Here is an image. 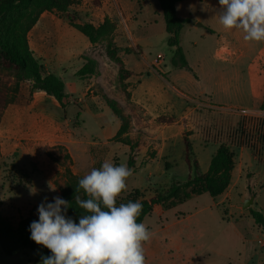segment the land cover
Here are the masks:
<instances>
[{
  "label": "rangeland",
  "instance_id": "1",
  "mask_svg": "<svg viewBox=\"0 0 264 264\" xmlns=\"http://www.w3.org/2000/svg\"><path fill=\"white\" fill-rule=\"evenodd\" d=\"M177 8L178 16L189 18V24H202L199 33L209 24L222 27L217 16L221 11L219 0H182ZM70 13L78 18V23L95 27L109 19L115 29L92 44L69 25L65 16L46 13L52 27L28 36L44 72L62 78L69 98L58 112L47 107L59 118L55 122L46 120L31 107L34 94L30 83H21L16 103L2 116L0 131L7 138H0V213L14 226L22 218L38 216V205L45 197L51 203L53 197L60 195V188L67 181L66 168L82 176L94 167L100 168L105 160L117 165L126 162L128 166L131 152L114 138L120 121L108 107L107 99L115 100L131 116L130 132L134 129L133 121L142 128L137 137H132L139 144L137 161L117 205L126 203L136 190L146 198L168 188L173 181L187 180L191 171L181 160L184 133L199 161L200 172L205 173L218 147L226 141L225 134L219 140L210 139L208 131L220 121L233 127L240 117L232 113L235 109L214 113L206 106L205 98L193 95L192 103L177 100L179 105L185 103V110L177 115L179 123L164 128L154 117L156 114L145 116V111L137 109L128 98V82L136 83L140 75L131 76L122 84L119 64L107 56L106 48L111 42L117 48V57L134 72H151L149 64L153 59L155 69L164 61L170 64L173 52L166 42L168 36L158 0H78ZM188 29L187 24L181 41L191 65L196 67L202 61L217 59L213 40L193 36ZM196 39L199 45L194 48L191 43ZM226 41L236 48L234 55L226 57L238 62L244 72L254 53H240L242 44L230 36ZM89 61L94 62L93 73L78 76ZM155 84L151 79L144 85ZM144 89L145 86L137 97L152 96V108L159 110L156 94L145 93ZM83 99L86 101L82 102ZM232 151L235 166L224 194L213 198L203 193L174 205H158L144 220L151 232L150 240L143 245L150 264H247L250 260L259 247L256 238L261 233L249 209L264 213V161L259 163L248 148L232 146ZM49 153L56 161L50 159ZM50 185L56 190L51 191ZM250 198L254 199L253 204L244 208ZM44 249L40 245L18 255L2 254L0 264H42ZM257 260V264H264V255Z\"/></svg>",
  "mask_w": 264,
  "mask_h": 264
},
{
  "label": "trees",
  "instance_id": "2",
  "mask_svg": "<svg viewBox=\"0 0 264 264\" xmlns=\"http://www.w3.org/2000/svg\"><path fill=\"white\" fill-rule=\"evenodd\" d=\"M181 2L182 0H158L168 36L166 42L173 51L171 65L174 68L192 71L181 46V32L184 26L190 22L189 18H180L177 14V5ZM77 4L78 0H0V123L5 110L16 103L21 83H30L32 93L42 91L61 105L67 98L62 78L44 72V66L35 57L29 44V33L44 13L65 16L69 25L87 37L92 44L98 43L114 31L115 24L109 19H106L99 27H95L91 23H78V18L70 13L71 8ZM106 52L110 59L119 64V80L125 84V80L133 76L134 73L127 69L121 59L117 57V48L111 42L108 43ZM93 63V61H89L88 65L78 71V76L93 73ZM130 97L131 95L128 94V98ZM107 105L120 121L119 130L114 138L117 142L130 148L128 167L132 169L133 173L139 144L128 135L132 125L131 116L125 113L113 99H107ZM159 120L168 124L176 121L174 117L167 116H162ZM258 121L254 128L247 125L245 119L241 117L233 127L229 125L227 127V122L226 124L221 121L216 123L208 131L209 138L219 140L225 134L227 143L224 141L220 144L205 173L200 172L199 161L193 153L189 138L184 133L182 139L184 150L181 160L187 164L191 175L184 182L173 181L168 188L156 191L150 197H143L138 190L130 194L126 203L139 201L143 205L137 222H144L158 205H174L203 193H207L213 198L224 194L231 184L235 166V154L232 151V146L250 149L255 159L262 163L264 161V121ZM48 156L56 161L51 153ZM67 156L71 159L69 155ZM65 175L67 181L65 186L60 188L59 197L69 202L66 216L79 223V218L84 213L76 205L74 197L80 195L81 198H86L83 190L76 192L78 181L83 176L74 174L70 168H66ZM249 213L264 234V213L252 208L249 209ZM34 220H38V216L30 215L22 218L14 226L0 213V255H18L24 251L35 250L40 246L30 239L29 227ZM50 255L51 252L45 248L43 256Z\"/></svg>",
  "mask_w": 264,
  "mask_h": 264
},
{
  "label": "clouds",
  "instance_id": "3",
  "mask_svg": "<svg viewBox=\"0 0 264 264\" xmlns=\"http://www.w3.org/2000/svg\"><path fill=\"white\" fill-rule=\"evenodd\" d=\"M220 25L244 32L245 41H264V0H219ZM132 169L126 162L105 160L78 181L74 197L83 210L79 223L66 216L69 202L56 196L38 205V220L31 222L30 239L47 248L42 264H145L144 243L151 232L137 222L143 205L129 201L117 205ZM50 190L56 189L50 185ZM35 194V190H33Z\"/></svg>",
  "mask_w": 264,
  "mask_h": 264
},
{
  "label": "crops",
  "instance_id": "4",
  "mask_svg": "<svg viewBox=\"0 0 264 264\" xmlns=\"http://www.w3.org/2000/svg\"><path fill=\"white\" fill-rule=\"evenodd\" d=\"M45 14L40 17L29 35L52 27L51 21L45 17ZM188 26V31L193 36L200 35L201 38L205 37L207 41L213 40L212 46L217 59L212 62L202 61L198 66L193 67L189 62L186 49L181 41V46L192 71L174 68L171 63L168 64L166 61L162 63L159 69H155L153 67L154 59L149 64L151 72L146 70L145 72L138 73L129 69L134 73L133 76H136V74L140 75V79L136 83L132 81L128 82L131 86V102L137 106L136 108L144 110L145 116L147 114L151 116L156 114L154 117L158 121H160L159 118L162 116L174 117L176 120L178 113L185 110V103L179 105L177 100L192 103L195 102L193 95H197L198 97L205 98L206 106L214 113H225V111L229 112L232 109H245L251 114H257L261 111L264 108V41H245L243 39L245 34L242 30L225 29L223 26L216 28L209 24L206 26L205 31L201 33H199V27H202V24H188ZM228 36L242 44V51L240 53H254L252 61L246 66L244 72L240 71L238 62L226 57L234 55V50H236L227 41L225 42ZM191 45L196 48L199 45L198 40H194ZM172 52L171 50V54ZM242 73L244 74L243 78ZM151 79L156 83L155 85L151 87H149L150 85H144L150 82ZM143 86H145L143 92L156 94L157 100L155 105L158 104L161 107L159 110L153 109L152 104L154 101L151 100L152 96H145V98L137 97V93ZM198 88L200 89L198 90ZM33 94L34 100L31 107L37 109L44 119L55 122L59 118V115L48 112L47 107H51V109L58 112V110H62V105L42 91H35ZM44 102H46V105ZM161 123L165 125L164 128H167L169 125H178L179 122L176 120L171 124ZM133 125L134 129L128 134L131 139L132 137H137L139 131L142 130V128L139 129V126L134 121ZM119 127L120 122L118 130ZM0 138L4 140L7 137L0 131ZM125 147L127 148L128 146ZM257 228L261 233V236H257L258 238H256L258 239L257 243L259 247L255 248L247 264H257V258L264 255V247L260 244V241H264V234L258 226ZM145 263L150 264L147 260H145Z\"/></svg>",
  "mask_w": 264,
  "mask_h": 264
},
{
  "label": "built area",
  "instance_id": "5",
  "mask_svg": "<svg viewBox=\"0 0 264 264\" xmlns=\"http://www.w3.org/2000/svg\"><path fill=\"white\" fill-rule=\"evenodd\" d=\"M86 99H83L82 102H85ZM232 113L237 114L241 118L245 119L247 125H249L251 128H254V126H257L258 120L264 121V108L263 110L259 111V114H251L249 111L245 109H238L233 110ZM260 244L264 246V241H260Z\"/></svg>",
  "mask_w": 264,
  "mask_h": 264
},
{
  "label": "water",
  "instance_id": "6",
  "mask_svg": "<svg viewBox=\"0 0 264 264\" xmlns=\"http://www.w3.org/2000/svg\"><path fill=\"white\" fill-rule=\"evenodd\" d=\"M253 201V198L248 199L244 204V208H249L253 204Z\"/></svg>",
  "mask_w": 264,
  "mask_h": 264
}]
</instances>
